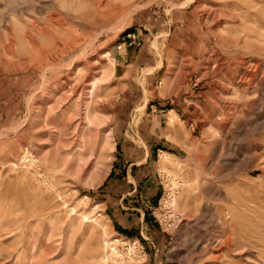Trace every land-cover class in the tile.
Here are the masks:
<instances>
[{"label":"rangeland","instance_id":"obj_1","mask_svg":"<svg viewBox=\"0 0 264 264\" xmlns=\"http://www.w3.org/2000/svg\"><path fill=\"white\" fill-rule=\"evenodd\" d=\"M0 264H264V0H0Z\"/></svg>","mask_w":264,"mask_h":264},{"label":"crops","instance_id":"obj_2","mask_svg":"<svg viewBox=\"0 0 264 264\" xmlns=\"http://www.w3.org/2000/svg\"><path fill=\"white\" fill-rule=\"evenodd\" d=\"M189 133V130H188ZM148 156L147 150H144V152L141 153V155L136 158V156H133L131 158L126 157V162H128L129 166L132 168V172L124 173V174H118L115 173V171H112L110 173H107V191L112 194H119L117 197V202L115 206H112L107 209V217L109 220L113 221L114 225L116 226V229L120 233H130L131 232V226L132 228H137L139 225L142 226L146 223V218L144 217V212L140 211L139 213L136 211L137 207L135 206H126L123 204L126 203V194L132 193L136 186H140V176L139 173L136 172L137 170L134 169L135 164H141L146 161ZM119 165V161H116L113 163L111 170H114L116 166ZM136 169H139L137 167ZM147 173L141 175L144 177L142 180L143 185H146V187L149 189L150 182L145 179L147 176H145ZM145 187V188H146ZM118 189V190H117ZM115 191V192H114Z\"/></svg>","mask_w":264,"mask_h":264},{"label":"bare ground","instance_id":"obj_3","mask_svg":"<svg viewBox=\"0 0 264 264\" xmlns=\"http://www.w3.org/2000/svg\"><path fill=\"white\" fill-rule=\"evenodd\" d=\"M238 111V110H237ZM239 113L241 112L242 113V111H238ZM244 114H246V112L244 113ZM240 115V114H239ZM244 116V115H243ZM259 116V113L258 114H256L255 115V118L256 117H258ZM237 117V119H238V116H236ZM187 138V142L189 141L188 139H190V132L188 133L187 132V136H186ZM168 160V159H167ZM239 187H241V188H245V189H247L248 187H250L249 185H241V184H239ZM250 189V188H249ZM192 198L191 197H189L188 198V200H187V204L188 205H192V203H191V201L193 200H191ZM195 200V199H194ZM193 202V201H192ZM229 244V241H225L224 243H223V245H228ZM214 246H216V239L215 238H212V237H207V238H205V239H198L197 238V240L193 243V248H199L200 250H205V251H207L206 249L208 248V247H214ZM213 249V248H212ZM212 258V260H214V259H216V256H213V257H211Z\"/></svg>","mask_w":264,"mask_h":264}]
</instances>
